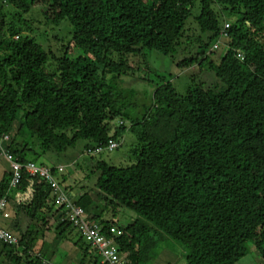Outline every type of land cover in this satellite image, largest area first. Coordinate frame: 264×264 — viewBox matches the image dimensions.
Instances as JSON below:
<instances>
[{
    "label": "trees",
    "instance_id": "obj_1",
    "mask_svg": "<svg viewBox=\"0 0 264 264\" xmlns=\"http://www.w3.org/2000/svg\"><path fill=\"white\" fill-rule=\"evenodd\" d=\"M5 3L24 13L41 5L54 26L67 20L69 49L90 56H64L57 73L49 72L51 52L7 23ZM190 20L197 37L188 36ZM221 40L227 51L213 61ZM0 51V139L9 137L4 148L14 161L45 167L36 159L82 141L87 151L104 153L117 149L128 130L135 137L132 165L96 161L99 203L90 192L76 194L66 171L50 168L125 264H148L166 238L187 250L186 264H237L249 243L264 261V0H0ZM145 51L181 55L180 69L206 65L223 87L193 79L179 94L161 80L150 109L140 115L137 91L119 81L135 75L133 65ZM28 136L39 142V153ZM112 144L117 147L109 150ZM9 164L0 200L7 202V220L14 202L29 225L22 231L0 223L18 239L0 240V264H56L43 253L52 229L64 241L77 237L79 264H103L98 248L66 220L51 185L25 170L12 184ZM122 210L137 220L120 225L114 213ZM108 211L111 219L104 218Z\"/></svg>",
    "mask_w": 264,
    "mask_h": 264
},
{
    "label": "rangeland",
    "instance_id": "obj_2",
    "mask_svg": "<svg viewBox=\"0 0 264 264\" xmlns=\"http://www.w3.org/2000/svg\"><path fill=\"white\" fill-rule=\"evenodd\" d=\"M45 7L34 6L27 13L22 12L9 4H4L5 19L8 24L12 23L16 27H22L20 32L23 36H31L39 45H41L46 51L51 52L50 60L47 63V70L51 73H57V60L64 56L69 59H76L79 56L89 57V53L83 50H70L69 43L73 37V28L67 20L63 21L59 26H54L45 21L42 11ZM20 15L24 19L28 26H23V23L19 21L20 18L15 15ZM195 14V13H194ZM188 36L197 37L199 35V29L197 25L190 20L188 22ZM7 34V28L4 30ZM219 50H215L216 53L213 56V61H219V59L226 53L227 45L225 40L220 41ZM194 46L191 50L192 54L188 57H193L196 51L197 44L191 43L187 45ZM187 56V54H186ZM4 58V51H0V60ZM182 59L181 55L175 57H165L159 53L146 52L144 56L135 61L134 76L123 77L119 83L124 89H132L137 91L139 100V114L143 115L146 110H149L152 94L155 90L156 84L161 80L171 82L174 88L179 94H184L187 88L191 85L192 80L196 82H209L207 86L215 85L217 90L223 87L213 72H210L206 65H195L187 69L178 68V63ZM149 108V109H148ZM22 113L17 118L14 124V131H17L21 126ZM120 121H114L113 128L119 126ZM129 126L128 123H126ZM28 143L34 149L36 153L40 152L39 142L32 137L27 138ZM136 145V139L132 133L128 130L121 141L119 147L112 152H104L96 154L91 160V156L87 154V150L84 149L85 142H80L75 149L68 150L64 153H47L45 156H41L36 159L38 165L42 164L48 168L64 167L68 174V183L73 186L74 192L79 194L80 192H90L94 201L101 200L99 191L95 188V182L97 173L94 172V165L96 161H106L112 165L118 167H127L134 163V158L131 154L133 147ZM65 173V174H66ZM75 193L69 195L73 198ZM75 194V195H74ZM112 215L111 211H108L105 217ZM114 218L120 225L126 226L130 222L137 220V215L127 210L121 212H115ZM187 250L178 242L166 238L155 249L148 264H186ZM237 264H264V261L259 256L258 251L253 243L248 244V254Z\"/></svg>",
    "mask_w": 264,
    "mask_h": 264
},
{
    "label": "built area",
    "instance_id": "obj_3",
    "mask_svg": "<svg viewBox=\"0 0 264 264\" xmlns=\"http://www.w3.org/2000/svg\"><path fill=\"white\" fill-rule=\"evenodd\" d=\"M218 46L215 45L214 48ZM239 58L243 59V57L239 54ZM9 141L8 136H4L0 139V156H2L6 161L11 163L12 170L14 171L15 178L12 181V184H15L18 181L19 175L21 171H26L30 176L44 179L47 181L51 187L53 188L54 195L56 197L57 205L62 207V212L66 216V220L74 227L77 228L83 237H85L88 241L91 242L92 245L98 248L100 256L103 258V264H125L123 257H121L118 250L111 246V243L108 242L103 236L100 234V229L91 223H89L86 219V215L84 210L77 206L74 201V197L72 198L67 190H65L56 180L55 173L48 167L37 166L34 163L30 162L24 166H22L18 161H14L13 156L8 153L5 148V142ZM117 147V144H112L108 146L109 150H113ZM103 149L98 148L93 152V150L87 151L89 155H95L94 153H101ZM66 169L64 167H58V173H64ZM7 202L5 199L0 200V223L2 224L9 218V215L6 212ZM0 240L5 243H17L18 239L13 235L4 230L2 226H0Z\"/></svg>",
    "mask_w": 264,
    "mask_h": 264
},
{
    "label": "crops",
    "instance_id": "obj_4",
    "mask_svg": "<svg viewBox=\"0 0 264 264\" xmlns=\"http://www.w3.org/2000/svg\"><path fill=\"white\" fill-rule=\"evenodd\" d=\"M10 171L11 168L9 162L0 156V181L3 179L4 175ZM10 203L9 212L11 218L10 220L4 221L2 225L12 230L21 229L22 231H25L29 225V219L23 214H17L14 202ZM47 233L48 235L45 238V244L43 246V253L45 256L50 257V260L56 264H79V249L78 247L73 246V242L77 240L75 235L70 237L72 241H64L53 232V229ZM1 252L2 248L0 246V253Z\"/></svg>",
    "mask_w": 264,
    "mask_h": 264
}]
</instances>
